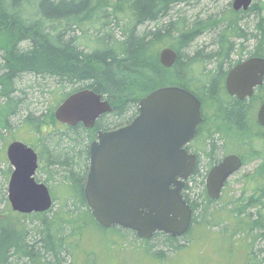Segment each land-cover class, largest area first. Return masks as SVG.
Segmentation results:
<instances>
[{
	"label": "trees",
	"instance_id": "16d2710c",
	"mask_svg": "<svg viewBox=\"0 0 264 264\" xmlns=\"http://www.w3.org/2000/svg\"><path fill=\"white\" fill-rule=\"evenodd\" d=\"M193 1L0 0V118L4 126L0 125V264H75L81 238L97 224L84 189L90 147L98 130L130 124L139 113L140 101L168 86L191 91L202 102L204 122L196 140L201 151L184 194L193 210L192 226L200 218L209 230L229 223L227 227L250 235L251 264L264 263V160L254 147L264 139V128L257 120L264 85L242 101L226 90L233 67L252 57L264 58V14L255 3L240 12L231 4L216 15L204 19L197 15L192 20L180 8ZM208 36L210 45H199ZM165 48L177 53L170 69L160 62ZM26 78L30 87L24 83ZM35 88L40 98L51 96L48 111L32 110ZM86 89L109 101L112 112L92 129L58 123L54 114L59 105ZM16 117L22 119L17 129H28V145L39 155L36 178L53 197V207L45 213L21 215L8 202L12 167L5 153L4 130L13 128ZM228 154L239 155L243 168L254 159L262 163L243 175L249 190L243 195L251 191L252 195L219 208L230 180L222 197L212 201L205 179ZM39 173L47 178L39 180ZM242 201L244 205L235 204ZM57 204L60 207L55 210ZM200 210L205 213L196 216ZM234 220H240L238 226ZM184 237L157 233L140 242L167 263L169 255L184 249ZM256 246L260 249L255 250Z\"/></svg>",
	"mask_w": 264,
	"mask_h": 264
},
{
	"label": "water",
	"instance_id": "95a60500",
	"mask_svg": "<svg viewBox=\"0 0 264 264\" xmlns=\"http://www.w3.org/2000/svg\"><path fill=\"white\" fill-rule=\"evenodd\" d=\"M257 0H233L235 12L248 11ZM177 53L161 51L160 62L170 69ZM264 85V58L252 57L233 67L226 90L239 100L251 98ZM202 103L191 91L177 86L159 88L139 103L137 117L113 131H100L90 147V165L84 189L95 222L110 230L132 231L140 240L157 233L173 238L185 236L192 227L193 210L184 191L194 175L197 156L186 146L197 136L203 121ZM112 112L109 101L86 89L64 100L54 117L67 127L82 124L87 129ZM264 128V103L257 114ZM12 167L8 202L21 215L48 212L54 204L49 187L36 179L38 152L15 141L6 152ZM243 168L237 155H229L209 173L208 196L218 201L227 182Z\"/></svg>",
	"mask_w": 264,
	"mask_h": 264
},
{
	"label": "rangeland",
	"instance_id": "374dc122",
	"mask_svg": "<svg viewBox=\"0 0 264 264\" xmlns=\"http://www.w3.org/2000/svg\"><path fill=\"white\" fill-rule=\"evenodd\" d=\"M232 2L233 0H195L191 5H184L180 9H182L181 11L183 14H187L192 20H194L197 15L200 16L201 19H204L225 11ZM254 3L258 8L262 9V13L264 14V0H257ZM210 43L211 37L209 36L203 37L199 41V45H210ZM194 49H192V51ZM24 83L29 85V87L32 84L30 83L29 78H26ZM32 92L34 93L35 98L38 97V100H35L34 97L32 98V103L35 104L31 107L32 110L35 112L40 111V113L46 112V110L48 111V108L53 101L51 96H48L47 94L46 96L43 95L44 99L40 98L39 96L41 92L37 91L36 88L32 89ZM21 122L22 119L18 117L13 118V128L4 130L5 153L7 152L8 146L15 141H20L28 145L30 140L28 129H17ZM0 125L4 127L2 118H0ZM254 147L260 152L264 160V139L257 140ZM194 149L201 150L199 142H196ZM261 163V159H254L230 179L228 189H226L223 194V199L220 201L222 203H219L220 205H218L219 208L224 207L229 201L235 202L239 199H247L252 195V191L243 195L244 191L247 190L243 175L254 172ZM1 167L3 168V166ZM46 178V175H42V173L38 174L39 180L44 181ZM1 184L2 180L0 178V188ZM50 184H52V182H50ZM235 204L244 205V201L241 203L236 202ZM4 207L5 202L1 204V209L3 210ZM59 207L60 204H57L55 210ZM229 207L233 208V205ZM251 211L256 212L255 209ZM201 213H205V211H198L196 216H199ZM202 220L203 218H200L195 224H193L190 231L191 233L186 234L185 237L182 238V244L185 246L184 249L175 254L173 253L169 255L167 263L251 264V246L248 242L250 235L248 233H242V230L238 233L234 229L227 227L229 223L223 224L221 228L216 227L213 230H209L205 225L206 223ZM233 222L237 223L235 225L238 226L240 220H234ZM233 222L231 223L233 224ZM121 233L113 230H106L99 227L97 224H92L87 228L81 238L79 254L76 256L75 264H167L161 263L153 252L149 251V246L145 243H141L134 232L124 230L121 231ZM152 244H154V242ZM254 249H260V246H256ZM260 259L262 258H257L258 261Z\"/></svg>",
	"mask_w": 264,
	"mask_h": 264
},
{
	"label": "flooded vegetation",
	"instance_id": "af4514ba",
	"mask_svg": "<svg viewBox=\"0 0 264 264\" xmlns=\"http://www.w3.org/2000/svg\"><path fill=\"white\" fill-rule=\"evenodd\" d=\"M258 89V88H257ZM256 89V90H257ZM256 92V91H255ZM202 103V102H201ZM264 103V102H263ZM262 103V104H263ZM261 104V105H262ZM202 110V109H201ZM202 118H203V112H202ZM203 122H204V118H203V121L201 122V124L199 125V127L197 128V136H196V138L191 142V143H189L187 146H186V150L190 153V154H194V155H196L197 156V165H198V156H199V150L200 149H194V146H195V144H196V140H197V138H198V134H199V129H200V126L203 124ZM128 125V124H127ZM126 126V125H125ZM124 127V126H123ZM121 128V127H120ZM118 129V128H117ZM113 130H116V129H112V130H98V132H97V136H96V140H97V137H98V134H99V132L100 131H113ZM95 140V141H96ZM94 141V142H95ZM192 146V149L190 150L189 148ZM201 151V150H200ZM229 155H236V154H228V155H225V156H223V157H221V159H220V161L217 163V164H215L213 167H211V169L206 173L207 175H206V179H207V177H208V175H209V173H210V171L215 167V166H217V165H219L223 160H224V158L225 157H227V156H229ZM237 156H239V155H237ZM240 157V156H239ZM241 158V157H240ZM242 159V158H241ZM243 161V160H242ZM197 165H196V169H197ZM242 170V169H241ZM240 170V171H241ZM239 171V172H240ZM195 172H196V170H195ZM238 172V173H239ZM195 174V173H194ZM237 174V173H236ZM235 174V175H236ZM192 178V177H191ZM191 178H190V180H191ZM206 179H205V188H206V191H207V186H206ZM190 180L187 182V184L190 182ZM189 185H191V184H189ZM186 187H187V185H186ZM224 191V190H223ZM185 192H186V188H185V191H184V194H185ZM208 194V193H207ZM222 197V196H221ZM212 200V199H211ZM212 201H214V200H212Z\"/></svg>",
	"mask_w": 264,
	"mask_h": 264
}]
</instances>
